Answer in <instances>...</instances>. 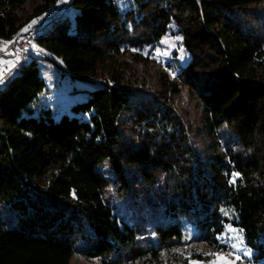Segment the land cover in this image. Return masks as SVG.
Masks as SVG:
<instances>
[{"label":"trees","instance_id":"trees-1","mask_svg":"<svg viewBox=\"0 0 264 264\" xmlns=\"http://www.w3.org/2000/svg\"><path fill=\"white\" fill-rule=\"evenodd\" d=\"M262 5L70 0L63 15L61 0H0V42L40 28L36 44L62 65L48 61L100 82L72 108L88 121L33 116L46 87L35 58L0 87V264H70L76 252L111 255L103 264H211L235 238L250 251L236 264H264ZM167 34L181 37L187 65L179 50L143 54ZM184 90L200 106L199 132L181 115ZM113 198L151 234L139 237ZM186 225L202 248H183Z\"/></svg>","mask_w":264,"mask_h":264},{"label":"rangeland","instance_id":"rangeland-1","mask_svg":"<svg viewBox=\"0 0 264 264\" xmlns=\"http://www.w3.org/2000/svg\"><path fill=\"white\" fill-rule=\"evenodd\" d=\"M61 3L65 4L66 7V5L70 3V0H61ZM262 7L264 9V5H262ZM76 13V9L72 7L68 15L70 21H75ZM32 24L33 22L30 26ZM14 44L15 41L0 42V62H5L11 69L15 67L17 61V57L14 54ZM176 50L180 51L181 64L184 66L187 65L190 57L186 52H184L185 50L182 47L181 37L177 35L171 36L170 34H167L161 40L157 49H148L143 54L147 56L150 51V56L162 61L167 60L168 57H170ZM32 58H35L38 61L41 76L46 83L45 90L39 95L37 101L32 106L34 111L33 116L39 117L43 111L50 110L52 117L56 122L60 121L63 116L77 117L81 121H88L90 119V115L75 114L72 108L77 104L86 103L90 98L91 92L100 86V82L93 79L72 78L66 71L58 69L56 65L47 60L52 59L58 65H62V62L57 57L39 47L36 43L32 44V46L27 50V59L30 60ZM16 71L17 69L14 70V74ZM174 76L175 74L172 75V77ZM179 100L181 115L185 118V120H187V122H189L195 132H199L202 114L197 101L188 90H184L182 92ZM200 142L203 144L207 143L203 140ZM105 170H107V168ZM105 175H107L110 179H113V175L110 173L105 172ZM111 204L116 214H118L121 219L129 222L132 226L138 227L139 233H141L139 237H143V233L151 234L152 231L149 230L150 228H148V230L143 229L142 225L138 223V221H132L135 216L132 214L133 211L131 212L129 206L126 205L125 202H122L120 199L113 198L111 199ZM228 231L229 237H233V230L229 229ZM185 239L188 241V244L183 247L184 249L197 247L202 248V245L198 244L195 240V230L189 225H186ZM230 242H232V245H236L234 250L230 251V255H217L214 259H212V261H210L211 264H236L240 260V256L238 254L245 255V252L250 254V251H246L242 248V241H238L236 238L231 241L227 239L224 240V243L226 244H229ZM146 244L147 243L145 242L144 246H146ZM235 253L238 254L236 255ZM111 257V255H107L106 257H91L80 252H76L71 258L70 264H103L105 260H108ZM189 264H198V262L190 260Z\"/></svg>","mask_w":264,"mask_h":264},{"label":"built area","instance_id":"built-area-1","mask_svg":"<svg viewBox=\"0 0 264 264\" xmlns=\"http://www.w3.org/2000/svg\"><path fill=\"white\" fill-rule=\"evenodd\" d=\"M69 10V6L65 7L63 15H65ZM42 32V29L30 27V30L23 34L19 35L14 41V54L17 57L16 65L12 69L7 66L5 62H0V87L11 78L14 74V70L18 69L22 64L27 61V50L36 43L39 33Z\"/></svg>","mask_w":264,"mask_h":264},{"label":"snow or ice","instance_id":"snow-or-ice-1","mask_svg":"<svg viewBox=\"0 0 264 264\" xmlns=\"http://www.w3.org/2000/svg\"><path fill=\"white\" fill-rule=\"evenodd\" d=\"M233 182H234V181H233ZM232 247H233V248H235V247H236V245H235V244H233V245H232ZM244 254H245V255H248V253H247V252H245Z\"/></svg>","mask_w":264,"mask_h":264}]
</instances>
